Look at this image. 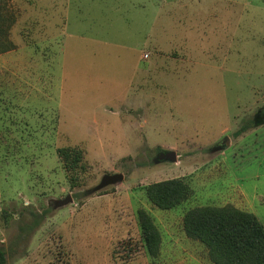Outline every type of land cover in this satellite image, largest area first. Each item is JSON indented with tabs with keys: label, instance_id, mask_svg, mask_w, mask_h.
I'll return each instance as SVG.
<instances>
[{
	"label": "rangeland",
	"instance_id": "obj_1",
	"mask_svg": "<svg viewBox=\"0 0 264 264\" xmlns=\"http://www.w3.org/2000/svg\"><path fill=\"white\" fill-rule=\"evenodd\" d=\"M0 28L6 264H214L185 235L187 210L229 204L264 225V122L238 133L264 107V0H0ZM65 146L82 167L64 169ZM168 178L191 193L161 209L145 187Z\"/></svg>",
	"mask_w": 264,
	"mask_h": 264
},
{
	"label": "trees",
	"instance_id": "obj_2",
	"mask_svg": "<svg viewBox=\"0 0 264 264\" xmlns=\"http://www.w3.org/2000/svg\"><path fill=\"white\" fill-rule=\"evenodd\" d=\"M2 37H5V32L0 28V53L12 46L10 42L5 44ZM244 122L238 133L262 124L264 107L249 122ZM56 151L66 171L82 167L81 148L65 146L58 147ZM190 193V186L181 178L154 181L145 187L148 200L161 209L176 206L187 199ZM137 218L147 253L156 256L161 243L160 232L144 208L137 210ZM182 226L187 237L206 247L208 258L214 264H264V225L252 212L229 204L197 206L184 213ZM6 254V249L0 246V264H5Z\"/></svg>",
	"mask_w": 264,
	"mask_h": 264
},
{
	"label": "water",
	"instance_id": "obj_3",
	"mask_svg": "<svg viewBox=\"0 0 264 264\" xmlns=\"http://www.w3.org/2000/svg\"><path fill=\"white\" fill-rule=\"evenodd\" d=\"M221 144H228V137L225 138V140ZM159 159H167V160H175L176 159V153L173 150L169 151H161L159 156L157 157V160ZM123 174L120 172L116 173H105L101 176L99 182L93 187L94 190H99L109 184H114L117 182L122 181ZM73 198L71 194H66L63 198L53 199L54 206H64L68 204L69 202H72Z\"/></svg>",
	"mask_w": 264,
	"mask_h": 264
},
{
	"label": "crops",
	"instance_id": "obj_4",
	"mask_svg": "<svg viewBox=\"0 0 264 264\" xmlns=\"http://www.w3.org/2000/svg\"><path fill=\"white\" fill-rule=\"evenodd\" d=\"M50 19H51V16H50ZM145 122V121H144ZM144 125V124H143ZM5 264H6V262H5Z\"/></svg>",
	"mask_w": 264,
	"mask_h": 264
},
{
	"label": "flooded vegetation",
	"instance_id": "obj_5",
	"mask_svg": "<svg viewBox=\"0 0 264 264\" xmlns=\"http://www.w3.org/2000/svg\"><path fill=\"white\" fill-rule=\"evenodd\" d=\"M221 144V143H220ZM219 145V144H218Z\"/></svg>",
	"mask_w": 264,
	"mask_h": 264
}]
</instances>
